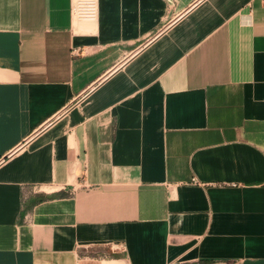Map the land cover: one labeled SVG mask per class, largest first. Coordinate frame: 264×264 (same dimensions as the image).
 <instances>
[{"label":"crops","instance_id":"obj_1","mask_svg":"<svg viewBox=\"0 0 264 264\" xmlns=\"http://www.w3.org/2000/svg\"><path fill=\"white\" fill-rule=\"evenodd\" d=\"M97 11L0 0V264H264V0Z\"/></svg>","mask_w":264,"mask_h":264},{"label":"built area","instance_id":"obj_2","mask_svg":"<svg viewBox=\"0 0 264 264\" xmlns=\"http://www.w3.org/2000/svg\"><path fill=\"white\" fill-rule=\"evenodd\" d=\"M97 12V0H70V14L76 22L94 23Z\"/></svg>","mask_w":264,"mask_h":264},{"label":"trees","instance_id":"obj_3","mask_svg":"<svg viewBox=\"0 0 264 264\" xmlns=\"http://www.w3.org/2000/svg\"><path fill=\"white\" fill-rule=\"evenodd\" d=\"M56 195L65 196V195H67V193L59 192V193H57Z\"/></svg>","mask_w":264,"mask_h":264}]
</instances>
